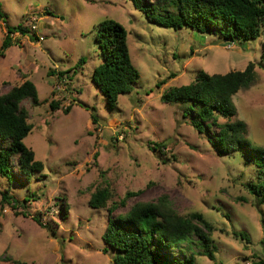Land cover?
<instances>
[{
  "label": "rangeland",
  "instance_id": "1",
  "mask_svg": "<svg viewBox=\"0 0 264 264\" xmlns=\"http://www.w3.org/2000/svg\"><path fill=\"white\" fill-rule=\"evenodd\" d=\"M0 5L5 17L0 49L4 21L30 31L0 53V96L26 80L37 87L41 105L21 102L32 125L24 144L44 164L24 187L0 176V264H114L116 252L103 240L110 207L118 204L112 215L123 217L134 204L162 197L180 216L201 213L213 226L215 261L199 254L204 249L194 235L175 245V256L193 255L195 264L264 259V205L259 209L249 190L258 175L256 158L244 148L218 154L181 104L162 101L166 90L191 83L200 70L226 74L252 62L256 79L233 96L234 120L247 125L243 139L252 149H264V36L231 43L188 27L166 28L149 21L133 0H0ZM106 19L126 29L140 73L113 110L92 81L103 63L95 27ZM81 58L85 62L77 67ZM51 101L59 103L58 110H51ZM100 189L111 197L106 207L93 208L90 198ZM4 193L20 202L18 208L2 200ZM128 193L137 194L120 205ZM239 231L248 233L250 244L235 235Z\"/></svg>",
  "mask_w": 264,
  "mask_h": 264
},
{
  "label": "trees",
  "instance_id": "2",
  "mask_svg": "<svg viewBox=\"0 0 264 264\" xmlns=\"http://www.w3.org/2000/svg\"><path fill=\"white\" fill-rule=\"evenodd\" d=\"M137 9L143 12L149 21L166 28L182 29L220 36L227 42L250 41L264 36V0H133ZM0 5V21L4 20ZM6 34L0 49L14 44L12 34L30 33L21 25L12 27L5 21ZM96 41L101 49L103 63L95 68L92 81L104 94L107 107L116 108L123 94L132 92L137 85L140 73L133 65L128 47V33L118 22L106 19L96 27ZM264 59V39L262 41ZM85 62L81 58L77 67ZM256 79L255 64L249 63L243 71L226 74H209L200 70L195 80L179 87H171L162 95L165 103H178L184 107V116L189 115L191 123L200 132L207 133L210 143L218 154L230 155L240 148L255 157L258 175L255 182L249 184L250 193L256 197L257 206L264 205V149H252L243 136L247 125L234 120L237 109L233 96L242 89H248ZM30 100L33 106L41 105L35 84L26 80L5 95L0 96V176L11 184L26 186L35 174L44 170L43 162L35 157V152L24 144L32 131L28 122V112L21 102ZM52 111L59 109V103L51 101ZM71 108L65 109L68 114ZM227 120L220 124L219 118ZM93 122L96 116L92 115ZM160 146V145H158ZM137 193H128L127 198ZM111 193L108 189L97 190L90 198L93 208L106 207ZM4 202L14 209L20 202L8 193L3 194ZM26 202V200H25ZM118 204L109 209V224L103 235L104 242L116 255L114 264H195L193 255L175 256V245L188 237L196 236L203 251L199 254L215 261V250L211 233L212 224L201 213L180 216L172 208L167 198L157 202H138L123 217H113ZM43 225L39 217H34ZM246 244L251 238L244 231L235 232ZM249 264H264V259L254 256ZM12 264H28L16 260Z\"/></svg>",
  "mask_w": 264,
  "mask_h": 264
},
{
  "label": "built area",
  "instance_id": "3",
  "mask_svg": "<svg viewBox=\"0 0 264 264\" xmlns=\"http://www.w3.org/2000/svg\"><path fill=\"white\" fill-rule=\"evenodd\" d=\"M37 29V26L36 25H34V26H32L31 27V31H33L34 33H35V30ZM28 34V33H27ZM27 34H21L20 32H17V33H15V34H12L11 35V37L13 38V40L16 38H19V37H22V38H25V37H27L28 35ZM39 39V41H42L44 38L43 37H39L38 38Z\"/></svg>",
  "mask_w": 264,
  "mask_h": 264
},
{
  "label": "water",
  "instance_id": "4",
  "mask_svg": "<svg viewBox=\"0 0 264 264\" xmlns=\"http://www.w3.org/2000/svg\"><path fill=\"white\" fill-rule=\"evenodd\" d=\"M225 42H227V41H225Z\"/></svg>",
  "mask_w": 264,
  "mask_h": 264
}]
</instances>
